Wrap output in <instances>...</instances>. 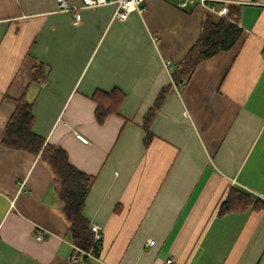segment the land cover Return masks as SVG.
Masks as SVG:
<instances>
[{
	"label": "crops",
	"instance_id": "0c3cea01",
	"mask_svg": "<svg viewBox=\"0 0 264 264\" xmlns=\"http://www.w3.org/2000/svg\"><path fill=\"white\" fill-rule=\"evenodd\" d=\"M183 1L144 0L125 22L113 6L85 9L74 22L56 0H0V135L25 94L34 133L95 178L82 216L101 234L96 253L75 251L48 167L0 145V264H264V0ZM220 1L239 7L240 40L176 86ZM35 62L49 69L42 86L29 82ZM114 89L118 114L98 124L92 96ZM231 190L260 208L218 216Z\"/></svg>",
	"mask_w": 264,
	"mask_h": 264
},
{
	"label": "trees",
	"instance_id": "16d2710c",
	"mask_svg": "<svg viewBox=\"0 0 264 264\" xmlns=\"http://www.w3.org/2000/svg\"><path fill=\"white\" fill-rule=\"evenodd\" d=\"M221 5V3H219ZM226 13L216 24L205 17L202 21L200 35L188 52L184 61L172 73L176 86L184 87L192 77L198 65L217 53L232 49L242 36L238 26L239 7L226 4ZM49 69L41 62H35L30 70L29 82L42 86L48 76ZM167 89H162L153 107L144 118V145L152 139L149 125L156 114ZM124 100V94L114 89L109 93L95 91L92 101L95 103L94 116L98 124H102L109 115H117ZM33 101H28L25 94L15 100V109L10 115L1 135L0 145L6 149L26 151L38 157L52 175L51 186L58 203L60 213L68 226L71 243L82 252L96 253L100 243L93 242L88 221L82 216V209L88 192L95 178L86 175L73 167L66 152L57 146L45 142L33 131ZM248 208L259 209L257 201L239 190H231L221 205L218 216L230 212H242Z\"/></svg>",
	"mask_w": 264,
	"mask_h": 264
},
{
	"label": "built area",
	"instance_id": "2783aa9c",
	"mask_svg": "<svg viewBox=\"0 0 264 264\" xmlns=\"http://www.w3.org/2000/svg\"><path fill=\"white\" fill-rule=\"evenodd\" d=\"M144 0H81L80 4H70L67 0H56L57 9L59 12L68 13L73 17L74 22H79L81 20L80 11L85 9H97L105 6H113L114 12L112 14L111 20L114 22H125L131 13H136L138 15H142L144 12L143 7ZM195 0H184L181 6H185L187 2H194ZM200 4L205 5L209 0H196ZM257 0H254L252 3L255 4ZM221 6L217 9L215 7H211L213 12H216L218 15L223 16L226 13V1H220ZM230 3V1L228 2ZM251 3V2H250ZM76 138L86 144L88 141L83 136L79 134H75ZM91 232L93 233V242H98L101 239L100 228L96 225H92L90 227ZM37 240H41L42 236H36ZM153 241H150L148 245H153ZM74 250L77 252L80 251L77 247H74ZM85 255H90L88 252H82ZM77 257L75 253L69 256V261L75 262ZM170 262V261H168Z\"/></svg>",
	"mask_w": 264,
	"mask_h": 264
}]
</instances>
